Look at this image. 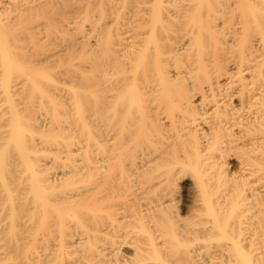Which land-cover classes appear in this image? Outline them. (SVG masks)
<instances>
[{"label": "bare ground", "instance_id": "1", "mask_svg": "<svg viewBox=\"0 0 264 264\" xmlns=\"http://www.w3.org/2000/svg\"><path fill=\"white\" fill-rule=\"evenodd\" d=\"M0 264H264V0H0Z\"/></svg>", "mask_w": 264, "mask_h": 264}]
</instances>
